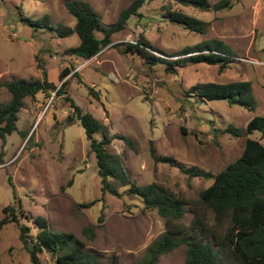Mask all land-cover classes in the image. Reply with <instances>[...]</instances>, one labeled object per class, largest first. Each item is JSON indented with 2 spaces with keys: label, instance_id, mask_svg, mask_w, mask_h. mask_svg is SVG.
<instances>
[{
  "label": "rangeland",
  "instance_id": "1",
  "mask_svg": "<svg viewBox=\"0 0 264 264\" xmlns=\"http://www.w3.org/2000/svg\"><path fill=\"white\" fill-rule=\"evenodd\" d=\"M65 1L0 0V101L10 97L2 82L12 78L41 77L44 69L57 87L65 81L66 94L99 120L109 136L121 134L134 141V150L116 137L108 145L129 179L137 185L162 184L185 201V212L173 225L204 226L211 241V233L221 239L228 221L215 222L212 211L198 199L212 177L188 176L177 166L154 160L150 149L173 157L185 168L211 173L241 154L246 135L235 136L225 128H245L253 115H264V0H228V6L217 11L148 0L139 15H131L122 29L112 33L111 43L89 59L66 52L79 42L74 31L60 34L44 24L29 23L47 16L52 26L73 28L75 19ZM82 1L90 3L103 24H111L131 0ZM165 5L205 21V32L170 21ZM139 34L151 42L154 54L167 59H186L194 51L183 54L185 47L212 38L222 40L236 56L222 70L217 64L190 61L166 70L164 63L149 64L141 55L123 51L124 44ZM233 80L251 82L253 111L223 99L201 100L189 91L196 82ZM55 91L46 96L38 92L35 101L26 97L16 129L0 137V219L4 206L21 207L29 217L19 216V224L32 226L33 233L30 217L42 215L53 230L72 232L84 241L86 250L102 264H137L165 230V220L125 187L119 188V196L102 195L85 131L77 119L66 122L68 103ZM94 136L101 137L98 132ZM247 136L264 143L257 130ZM92 200L94 204L84 205ZM87 226L93 229L92 238L82 233ZM39 258L40 264H57L45 251ZM222 258L226 264H238L228 250ZM0 264H30L12 221L0 227ZM157 264H185L184 245L161 255Z\"/></svg>",
  "mask_w": 264,
  "mask_h": 264
},
{
  "label": "trees",
  "instance_id": "2",
  "mask_svg": "<svg viewBox=\"0 0 264 264\" xmlns=\"http://www.w3.org/2000/svg\"><path fill=\"white\" fill-rule=\"evenodd\" d=\"M148 0H131L122 8L116 21L103 24L100 16L90 3L82 0H66L67 11L74 17L73 28L52 26L48 17L44 16L36 21L29 20L30 24H44L60 34L74 31L79 39L77 45L69 47L66 52L83 59L96 55L103 47L111 43L112 33L122 29L131 15H139V8ZM181 5L195 7L202 11H217L228 6V0H169ZM166 17L173 22L181 24L186 29L204 33L206 22L192 16L180 9H171L168 5L163 7ZM99 32L101 36H97ZM195 49V50H192ZM151 42L142 34L123 47L124 52L141 55L145 62L164 63L165 69H173L174 65H183L185 61L193 63L217 64L219 70L225 68L235 60L234 51L222 40L212 38L202 40L194 47H185L183 54L191 53L188 58L167 59L153 52ZM67 68L62 70L59 78L62 80ZM65 81L57 87L48 81L43 69L41 77L12 78L2 82L10 93L6 101H0V137L4 139L16 129L18 112L25 107V98L35 101L36 94L42 92L49 95L56 89V94H63L68 103L70 112L66 115V122L77 119L89 140L90 150L94 153L97 166V175L100 179V191L119 196V188L125 187L127 193L134 194L142 201L145 208L154 209L165 220V230L158 235L145 249L143 257L137 264H157L161 255L170 252L179 245H184L185 264H226L223 255L229 252L238 264H264V143L260 139L250 138L247 134L257 130L264 137V115H253L246 123L245 128L228 125L225 128L235 136L246 135L241 154L224 168L211 173L196 167H183L171 156L156 155L153 148L151 156L156 161H164L179 167L188 176L202 178L212 177V182L202 188L198 199L213 213L217 223L228 221V227L221 239L211 233L218 247H214L213 240L208 238L206 227L188 229L172 221L178 220L185 212V201L162 184L151 182L146 185H137L129 179L123 169L117 154L108 150L112 137L122 139L131 149H135L134 141L121 134L109 136L105 126L91 113L83 111L74 100L66 94ZM201 100L223 99L228 104H238L247 110L253 111L256 100L249 80H233L225 83L204 81L196 82L189 87ZM90 95L98 99L92 87H88ZM101 137H95L94 133ZM22 136L26 132L21 133ZM92 200L84 205L94 204ZM4 215L0 219V227L7 222H15L18 229V239L28 253L30 264H40L39 254L47 252L54 257L57 264H102L93 254L86 250L84 241L72 232L53 230L48 220L42 215L30 217L36 232L31 231L32 226L19 224L18 217L28 218L29 215L21 208L7 205L3 207ZM8 212V213H6ZM82 233L89 238L94 236L91 226L84 227Z\"/></svg>",
  "mask_w": 264,
  "mask_h": 264
}]
</instances>
